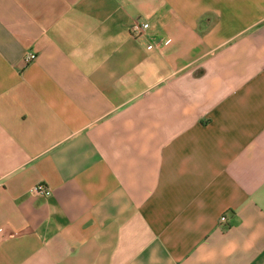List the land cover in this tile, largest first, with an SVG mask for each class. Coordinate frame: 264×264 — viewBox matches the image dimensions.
I'll return each instance as SVG.
<instances>
[{
    "label": "crops",
    "instance_id": "crops-1",
    "mask_svg": "<svg viewBox=\"0 0 264 264\" xmlns=\"http://www.w3.org/2000/svg\"><path fill=\"white\" fill-rule=\"evenodd\" d=\"M0 264H264V0H0Z\"/></svg>",
    "mask_w": 264,
    "mask_h": 264
},
{
    "label": "built area",
    "instance_id": "built-area-1",
    "mask_svg": "<svg viewBox=\"0 0 264 264\" xmlns=\"http://www.w3.org/2000/svg\"><path fill=\"white\" fill-rule=\"evenodd\" d=\"M148 22L141 21L136 18L132 21L129 27V32L133 37H139L143 35L144 30L148 27ZM35 58V54L33 52H26L23 57V63L26 65L32 62ZM51 194V190L49 187L44 185L43 183H36L28 189V195L30 197L35 196H48ZM224 220V216L220 217V221Z\"/></svg>",
    "mask_w": 264,
    "mask_h": 264
}]
</instances>
